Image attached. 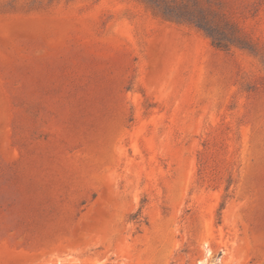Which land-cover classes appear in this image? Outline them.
Here are the masks:
<instances>
[{
  "label": "rangeland",
  "instance_id": "obj_1",
  "mask_svg": "<svg viewBox=\"0 0 264 264\" xmlns=\"http://www.w3.org/2000/svg\"><path fill=\"white\" fill-rule=\"evenodd\" d=\"M0 264H264V0H0Z\"/></svg>",
  "mask_w": 264,
  "mask_h": 264
}]
</instances>
